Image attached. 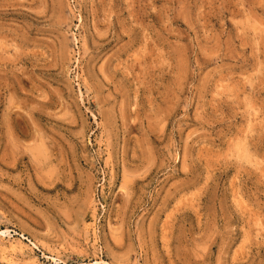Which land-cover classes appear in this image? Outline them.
Returning a JSON list of instances; mask_svg holds the SVG:
<instances>
[{
  "label": "rangeland",
  "instance_id": "1",
  "mask_svg": "<svg viewBox=\"0 0 264 264\" xmlns=\"http://www.w3.org/2000/svg\"><path fill=\"white\" fill-rule=\"evenodd\" d=\"M0 264H264V0H0Z\"/></svg>",
  "mask_w": 264,
  "mask_h": 264
}]
</instances>
